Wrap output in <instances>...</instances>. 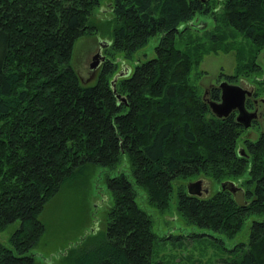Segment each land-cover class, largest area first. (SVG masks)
<instances>
[{
  "label": "trees",
  "instance_id": "obj_1",
  "mask_svg": "<svg viewBox=\"0 0 264 264\" xmlns=\"http://www.w3.org/2000/svg\"><path fill=\"white\" fill-rule=\"evenodd\" d=\"M101 4L0 0V230L18 220L9 245L0 243V264H36L30 248L44 228L40 210L59 189L84 184L93 168L111 204L71 264H162L153 258L158 237L135 200L138 188L158 209L173 196L185 224L225 238L246 221L245 240L227 247V264H264V129L242 138L232 112L217 117L209 109L218 87L202 89L191 78L203 53L233 48L234 69L224 76L251 75L255 93L263 92L255 58L264 47V0H107L108 16L92 20ZM195 14H207L213 27L204 30ZM96 33L108 44L85 82L72 64L73 46ZM237 35L246 44H225ZM149 38L152 56L119 63L129 71L113 80L124 97L117 100V57L132 58ZM197 175L218 188L187 192L179 180ZM224 179L239 186L242 200L220 187Z\"/></svg>",
  "mask_w": 264,
  "mask_h": 264
},
{
  "label": "rangeland",
  "instance_id": "obj_2",
  "mask_svg": "<svg viewBox=\"0 0 264 264\" xmlns=\"http://www.w3.org/2000/svg\"><path fill=\"white\" fill-rule=\"evenodd\" d=\"M212 1L215 0H210V2ZM105 4H107V0H102L101 6L93 9L91 13L92 20H97V16L101 14L104 17L108 16ZM192 21L195 23L202 21V27H205L204 30L213 27V20L207 14H195ZM196 29L197 32H201L198 28ZM237 38H240L243 44H246L247 41H244L238 35L234 40L227 41L225 44L233 42ZM101 39H107V37L96 33L90 36H81L74 43L71 61L82 81H91L95 77V73L90 74L89 72L88 62L90 56L97 49L98 41ZM154 43L155 40L149 38L139 51L133 53L130 59L122 58L119 53H115L120 56L117 57L119 61L116 70L119 69L120 62L132 67L131 59L140 57V59H144L152 56L154 54ZM255 60L259 65V70L255 74L257 78H262L264 76V47L259 49ZM235 62L233 48L226 51L220 49L216 51L208 50L201 55L196 66L192 68L191 78H194V82L202 89H206L212 84L216 85L222 79L229 82L224 74L232 73ZM110 77L108 76V78ZM230 82L248 87V84L253 81L250 75L237 76L234 81ZM253 84L255 85L254 82ZM261 95V97H264V90ZM259 109L262 114L257 116L256 126L249 124L243 127L240 134L242 138L252 139L256 137L259 130L264 129V108L260 106ZM241 137L238 139L237 144L242 145ZM123 162H125L124 158ZM98 171V168H93L87 176L86 182L80 186L59 189L43 205L38 218L43 223L44 228L36 243L30 248L36 264H71L69 260L74 252L85 245V242L82 243V239L87 234L103 227L106 210L111 204V196ZM196 178L201 179L200 189L207 187V194H211L218 188L219 183H213L212 179L208 180L202 175L179 181L185 185L188 181ZM233 196L237 201L243 199L239 189H235ZM135 200L140 207L151 215L152 230L158 237L153 246V258L160 259L162 264H227L228 253H231L229 250L234 245L233 240H245L246 221L241 230L234 235V239L225 238L222 234L206 228L185 224L175 212L173 196L168 199V206L164 209H158L155 207L156 204H150L144 190L139 188ZM17 224L18 220H14L0 230L1 244L9 245L8 236ZM68 249L74 250L68 252ZM87 249L88 247L84 246L81 252L84 253Z\"/></svg>",
  "mask_w": 264,
  "mask_h": 264
},
{
  "label": "water",
  "instance_id": "obj_3",
  "mask_svg": "<svg viewBox=\"0 0 264 264\" xmlns=\"http://www.w3.org/2000/svg\"><path fill=\"white\" fill-rule=\"evenodd\" d=\"M204 1V0H201ZM108 44V40L101 39L98 41L97 49L90 56V60L88 62V69H95L101 60H103V53L101 52L102 47H105ZM129 71L128 66H124L120 68L112 77L111 87L114 92L117 100L124 101L123 95L115 92V88L113 85V80L119 75H125ZM218 87V97L217 99H208L207 103L210 111L217 117L225 116L230 111H235L234 118L237 122L241 123L244 127L250 124V120L253 116H255L254 111H249L244 106L245 96L250 95L251 86H241L237 83L227 82L222 79L219 80L216 84ZM240 153L242 152V148L238 150ZM200 178H196L192 181H188L185 186L187 192H196L200 193ZM220 187H227L231 192H234L235 189L239 188L235 184L234 181L229 179L221 180ZM203 192L207 191V187L201 188Z\"/></svg>",
  "mask_w": 264,
  "mask_h": 264
},
{
  "label": "flooded vegetation",
  "instance_id": "obj_4",
  "mask_svg": "<svg viewBox=\"0 0 264 264\" xmlns=\"http://www.w3.org/2000/svg\"><path fill=\"white\" fill-rule=\"evenodd\" d=\"M218 1V0H217ZM263 48V47H262ZM95 69H89V72L90 74L94 71ZM251 86V93L250 95L248 96H245L246 97H251V102H248V106L244 105L245 108L249 111H254L255 112V116H253L251 118V124H255L256 122V119H257V116L261 115L262 114V111L259 109L260 106H263L264 108V97H261L262 95L261 94H257L255 93V90H256V87L255 85L253 84V82L251 84H248V87ZM245 101V99H244ZM257 103V104H256ZM232 112L233 115H235V111H230Z\"/></svg>",
  "mask_w": 264,
  "mask_h": 264
}]
</instances>
